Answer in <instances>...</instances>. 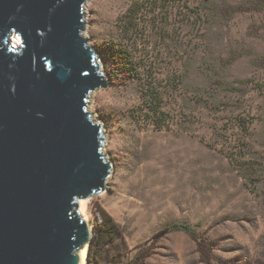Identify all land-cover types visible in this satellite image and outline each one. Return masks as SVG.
<instances>
[{
	"label": "rangeland",
	"instance_id": "obj_1",
	"mask_svg": "<svg viewBox=\"0 0 264 264\" xmlns=\"http://www.w3.org/2000/svg\"><path fill=\"white\" fill-rule=\"evenodd\" d=\"M85 21L114 166L88 201L93 233L114 218L120 264H264V0H88Z\"/></svg>",
	"mask_w": 264,
	"mask_h": 264
},
{
	"label": "water",
	"instance_id": "obj_2",
	"mask_svg": "<svg viewBox=\"0 0 264 264\" xmlns=\"http://www.w3.org/2000/svg\"><path fill=\"white\" fill-rule=\"evenodd\" d=\"M87 1L0 0V264H80L92 241L78 201L114 166L92 116L108 81Z\"/></svg>",
	"mask_w": 264,
	"mask_h": 264
},
{
	"label": "trees",
	"instance_id": "obj_3",
	"mask_svg": "<svg viewBox=\"0 0 264 264\" xmlns=\"http://www.w3.org/2000/svg\"><path fill=\"white\" fill-rule=\"evenodd\" d=\"M134 12V15L131 13ZM139 14V12H138ZM137 10L135 8H131L126 16L132 17V21H136ZM124 54H126L125 58L122 57V60H119L121 64H124L126 69L132 68L136 69L137 64L134 63L131 59L130 53L124 49ZM156 96L152 91L147 89L144 91V101L148 104L150 110L154 112H158L160 110V103L154 104ZM101 215L103 216L102 223L98 221L95 222V229L92 237V241L88 250V260L93 264H120L123 261V254L125 252V248L122 246L123 243L120 240L121 231L119 225L114 220V218L109 215L106 211L101 210ZM166 232H178L182 231L189 234L192 237L197 239V232L195 228L189 224L184 222H176L165 228ZM134 262L130 263L133 264Z\"/></svg>",
	"mask_w": 264,
	"mask_h": 264
},
{
	"label": "bare ground",
	"instance_id": "obj_4",
	"mask_svg": "<svg viewBox=\"0 0 264 264\" xmlns=\"http://www.w3.org/2000/svg\"><path fill=\"white\" fill-rule=\"evenodd\" d=\"M88 2V1H87ZM86 2V3H87ZM85 8H86V4L84 7V12H85ZM21 43V38L19 36H17V38L15 39V44L18 45ZM88 201L89 198H82L79 199L78 204H79V212L82 215V217L87 220L90 224V227L92 228V224L90 223V221L88 220L87 216H86V209H87V205H88ZM88 254V244H86L80 251H79V256L81 260H84L87 257Z\"/></svg>",
	"mask_w": 264,
	"mask_h": 264
},
{
	"label": "built area",
	"instance_id": "obj_5",
	"mask_svg": "<svg viewBox=\"0 0 264 264\" xmlns=\"http://www.w3.org/2000/svg\"><path fill=\"white\" fill-rule=\"evenodd\" d=\"M80 264H93V263L90 262V261L88 260V258L86 257L84 260H81V259H80Z\"/></svg>",
	"mask_w": 264,
	"mask_h": 264
},
{
	"label": "clouds",
	"instance_id": "obj_6",
	"mask_svg": "<svg viewBox=\"0 0 264 264\" xmlns=\"http://www.w3.org/2000/svg\"><path fill=\"white\" fill-rule=\"evenodd\" d=\"M88 256V255H87Z\"/></svg>",
	"mask_w": 264,
	"mask_h": 264
}]
</instances>
